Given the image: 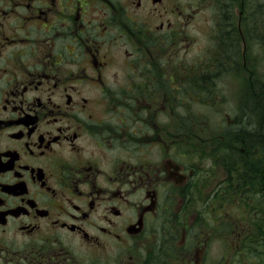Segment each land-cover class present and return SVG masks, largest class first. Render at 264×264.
Returning <instances> with one entry per match:
<instances>
[{
    "label": "flooded vegetation",
    "instance_id": "obj_1",
    "mask_svg": "<svg viewBox=\"0 0 264 264\" xmlns=\"http://www.w3.org/2000/svg\"><path fill=\"white\" fill-rule=\"evenodd\" d=\"M236 260L264 264V0H0V264Z\"/></svg>",
    "mask_w": 264,
    "mask_h": 264
},
{
    "label": "rangeland",
    "instance_id": "obj_2",
    "mask_svg": "<svg viewBox=\"0 0 264 264\" xmlns=\"http://www.w3.org/2000/svg\"><path fill=\"white\" fill-rule=\"evenodd\" d=\"M247 259H248V258H245L244 262H246ZM241 261H243V260H241ZM236 262H237L238 264L240 263V261H237V260H236ZM252 264H253V263H252Z\"/></svg>",
    "mask_w": 264,
    "mask_h": 264
},
{
    "label": "bare ground",
    "instance_id": "obj_3",
    "mask_svg": "<svg viewBox=\"0 0 264 264\" xmlns=\"http://www.w3.org/2000/svg\"><path fill=\"white\" fill-rule=\"evenodd\" d=\"M259 125V124H258ZM260 130V129H259ZM261 131V130H260Z\"/></svg>",
    "mask_w": 264,
    "mask_h": 264
}]
</instances>
